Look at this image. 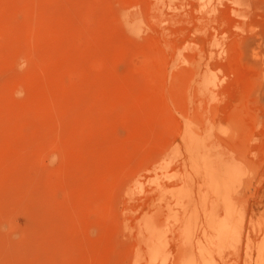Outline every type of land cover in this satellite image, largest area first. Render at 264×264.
Instances as JSON below:
<instances>
[{"label": "rangeland", "instance_id": "374dc122", "mask_svg": "<svg viewBox=\"0 0 264 264\" xmlns=\"http://www.w3.org/2000/svg\"><path fill=\"white\" fill-rule=\"evenodd\" d=\"M0 264H264V0H0Z\"/></svg>", "mask_w": 264, "mask_h": 264}, {"label": "bare ground", "instance_id": "6f19581e", "mask_svg": "<svg viewBox=\"0 0 264 264\" xmlns=\"http://www.w3.org/2000/svg\"><path fill=\"white\" fill-rule=\"evenodd\" d=\"M129 18H130V17H129ZM129 18H128V20H129ZM124 20H125V19H124ZM126 20H127V18H126ZM128 20H127V21H128ZM131 20H132V18H131ZM131 20H129V23H130ZM133 20H134V19H133ZM127 21H125V22H127ZM127 23H128V22H127ZM129 23H128V24H129ZM137 23H138V21H137ZM128 24H127V25H128ZM130 24H132V22H131ZM134 24H136V23H133L132 25H130V31H132V32H134ZM127 27H129V26H127ZM135 27H137V25H135Z\"/></svg>", "mask_w": 264, "mask_h": 264}]
</instances>
